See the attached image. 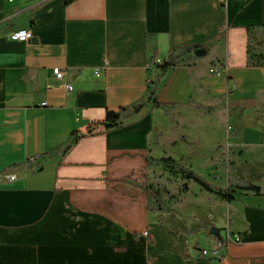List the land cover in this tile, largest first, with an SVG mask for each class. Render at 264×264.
<instances>
[{
	"label": "crops",
	"instance_id": "0c3cea01",
	"mask_svg": "<svg viewBox=\"0 0 264 264\" xmlns=\"http://www.w3.org/2000/svg\"><path fill=\"white\" fill-rule=\"evenodd\" d=\"M253 24H264V0H0V264H264V196L205 200L226 203L224 225L212 212L187 211L185 196L159 223L141 188L147 155L181 161L173 154L180 139H171L177 120L204 144L220 108L227 147L237 152L234 175L245 165L264 174L255 153L264 150V68L247 66ZM17 29L33 38L10 40ZM187 44L207 53L159 84L158 100L175 105L169 115L147 103L122 126L85 134L64 152L73 130L146 100L154 50L163 58ZM201 105L217 111L202 114ZM253 128L260 142L249 140ZM201 222L240 240L204 255L214 236Z\"/></svg>",
	"mask_w": 264,
	"mask_h": 264
},
{
	"label": "trees",
	"instance_id": "16d2710c",
	"mask_svg": "<svg viewBox=\"0 0 264 264\" xmlns=\"http://www.w3.org/2000/svg\"><path fill=\"white\" fill-rule=\"evenodd\" d=\"M75 1L77 0H65V4L70 5ZM246 30L248 35L247 66L264 68V24L249 25L246 27ZM221 38L219 37L217 42ZM200 48L208 49V46L202 44H187L169 50L163 58H160L159 52L154 50L148 60L149 77L146 100L132 106L121 107L118 110L108 109L103 120L89 123L85 131L81 129L73 130L67 144L63 147L64 152L70 150L85 134L94 135L122 126L125 121L139 113L147 103L152 104L153 107L162 108L169 115L175 105L163 103L158 100L159 84L170 69L180 66L187 59L196 58L195 52ZM229 89L231 90V88ZM199 111L205 115H214L217 109L214 106L201 105ZM27 161L30 162L29 159ZM146 161L150 170L154 171L160 168L163 172L175 178H180L183 181L180 188L181 191L177 194L172 193L160 180L152 179L150 175L148 180L141 185V188L147 195L148 210L159 223H164L166 213L175 210V202L181 198V194L189 190L191 182L199 185L202 191L215 195L219 200L227 202L234 201L243 194L264 196V189L260 185L234 175L236 167L233 160L228 161V178L225 186L215 183L187 163L171 155H162L160 157L147 155ZM15 165L17 166L19 164ZM201 226L207 231H210L212 228V225L207 222H201ZM195 230L198 231L199 228Z\"/></svg>",
	"mask_w": 264,
	"mask_h": 264
},
{
	"label": "rangeland",
	"instance_id": "374dc122",
	"mask_svg": "<svg viewBox=\"0 0 264 264\" xmlns=\"http://www.w3.org/2000/svg\"><path fill=\"white\" fill-rule=\"evenodd\" d=\"M226 115V110L223 108H220L219 113L215 116L217 118V122L214 124H211L204 132V136L202 137L204 139V144L201 142H198L195 137L187 134L185 131L181 129L183 126L182 123L184 121L177 120V129H180L178 131H175L174 133L171 132V139H180V146L177 151H175L173 154L176 157H180L181 161H185L187 164L191 165L195 170L202 173V175L210 178L215 183L220 184L222 186H225L227 183L228 178V169L227 164L229 160H237V152L233 151L232 149L228 148V140L229 136L227 135V120L224 122L222 121L223 116ZM201 116V115H200ZM203 117V116H202ZM206 118V117H204ZM211 118V116H209ZM191 120H187V123H191L193 125H197L195 122H190ZM202 122V121H201ZM230 122H232L230 120ZM189 128V126H187ZM211 127V128H210ZM199 128V127H198ZM206 129V128H205ZM200 128H196V133L198 134ZM208 131V132H207ZM248 131V130H247ZM184 132V135L182 136ZM250 139L245 138V140H251L253 142H260V132L258 129L253 128V130L250 131ZM209 133V136L207 135ZM201 139V138H200ZM202 139V140H203ZM221 142V143H218ZM218 143V144H216ZM223 143V144H222ZM204 145V146H203ZM254 146V145H253ZM251 146V149H254L255 147ZM215 147V148H214ZM216 150V153H214ZM256 155L263 161L264 160V150H260ZM166 154H169V152H166ZM247 157V155H246ZM193 160V163L191 164L190 161ZM218 164V166H216ZM238 177L245 178L255 182L256 184L263 186L264 188V174L257 173L256 170H253V168L249 167L248 165L239 167L238 170ZM150 176L154 180H160L162 183H164L172 193L177 194L179 193L181 184L183 181L180 178H175L174 176L169 175L166 172H163L160 168L153 170H150ZM192 197L188 199L185 209L187 211H195L199 213H206V212H212V214H216L218 217V223L225 224V216H226V203H223V205H212L211 207H208V202H215L218 200L215 195H212L210 193L204 192L201 190L200 186L196 183L191 182L189 185V190L185 192L184 194L180 195V199H178L174 205L178 204L179 202L183 201L186 197ZM204 196V197H203ZM210 196V197H209ZM245 196V198L249 199L250 196H253L254 198H262L255 195H242ZM207 198V199H204ZM206 200V201H205Z\"/></svg>",
	"mask_w": 264,
	"mask_h": 264
},
{
	"label": "built area",
	"instance_id": "2783aa9c",
	"mask_svg": "<svg viewBox=\"0 0 264 264\" xmlns=\"http://www.w3.org/2000/svg\"><path fill=\"white\" fill-rule=\"evenodd\" d=\"M14 1V0H9ZM8 38L13 41H29L33 38V33L30 29H17L13 30L10 33L7 34ZM211 72L217 75H223L227 72L226 67H211ZM97 75H100V70H97ZM53 74L58 80H65L66 74L64 70H62L60 67H55L53 69ZM68 89H72V86L68 85ZM7 177L10 180H15V175L13 174H7ZM240 240V237L237 234H233L231 232H227L224 237H216L214 236V241L209 250L205 249L203 250L204 255H212V256H220L222 253V250H224L229 242L232 241H238Z\"/></svg>",
	"mask_w": 264,
	"mask_h": 264
},
{
	"label": "water",
	"instance_id": "95a60500",
	"mask_svg": "<svg viewBox=\"0 0 264 264\" xmlns=\"http://www.w3.org/2000/svg\"><path fill=\"white\" fill-rule=\"evenodd\" d=\"M206 53H207V50L205 48H200V49L196 50L195 55L197 57H202V56L206 55ZM210 234L212 236L220 237V230L216 227H212L210 229Z\"/></svg>",
	"mask_w": 264,
	"mask_h": 264
}]
</instances>
